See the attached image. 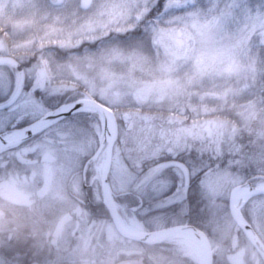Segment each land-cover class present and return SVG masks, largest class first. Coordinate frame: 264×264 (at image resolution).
Returning a JSON list of instances; mask_svg holds the SVG:
<instances>
[{
    "label": "rangeland",
    "instance_id": "obj_1",
    "mask_svg": "<svg viewBox=\"0 0 264 264\" xmlns=\"http://www.w3.org/2000/svg\"><path fill=\"white\" fill-rule=\"evenodd\" d=\"M166 4L170 10L165 13ZM157 6L161 12L141 27L149 9ZM193 19L206 27L202 31L193 28ZM138 29L141 32L136 34ZM0 41L6 51L36 53L33 65L47 71L51 106L61 96L95 98V89L119 105L112 109L123 118L133 139L138 140L151 124L152 131L148 130L146 137L153 148L150 166L161 161L164 153L176 156L188 149V136L198 139L204 130L210 132L223 125L228 116L238 119L231 124L244 126L255 136L246 151H255L257 141L264 147V0H93L88 9L80 7V0H0ZM151 107L166 111H144ZM85 123L84 130L77 128L83 133L78 149L94 155L103 139V124L90 118ZM122 138L120 135L121 142ZM143 148L135 146L133 151ZM130 151L121 144L114 146L110 174L117 193L131 191L134 186L138 191L141 185L137 186L142 180L140 172L135 168L129 171L126 166V152ZM246 155L240 170L264 171V150ZM102 157L107 158L106 150L93 161L98 183L102 176L96 166ZM188 166L193 174L210 169L207 164ZM215 168L198 185L209 196L207 228L214 246H219L214 248L216 264H223L235 234L223 200L234 186L249 179L219 174ZM172 170L177 177L174 190L181 197L182 173L177 168ZM252 180L264 184V175L256 174ZM135 199L126 198L133 206L137 205ZM126 200H115L116 207L133 221ZM165 205L163 200L152 204L157 212L146 216V223L153 226L161 213L173 223L183 220L180 211L186 210L167 207L158 211ZM225 240L228 243L224 246ZM163 242L176 241L165 237ZM186 252L195 264H201L194 252Z\"/></svg>",
    "mask_w": 264,
    "mask_h": 264
},
{
    "label": "flooded vegetation",
    "instance_id": "obj_2",
    "mask_svg": "<svg viewBox=\"0 0 264 264\" xmlns=\"http://www.w3.org/2000/svg\"><path fill=\"white\" fill-rule=\"evenodd\" d=\"M1 42L0 107L10 82L17 96L3 111V115H11L7 121L0 120V138L14 130L13 124L22 112L27 116L24 121L27 124L59 106L50 104L47 71L33 65L36 53L6 51ZM41 105L45 110L36 109ZM5 122L7 131L3 130ZM24 124L16 127L22 129ZM77 128L74 117L69 116L11 147L0 149V264H195L193 257L186 252L189 247L183 243L152 242L147 238L136 240L119 231L107 205L102 182L95 181L98 176L93 160H90L93 153L78 149L83 133ZM126 166L129 171L135 167L142 180L137 184H141L138 191L134 186L131 191L117 193L112 189L110 174L112 199L119 203L127 197L137 200L135 206L127 200L125 202L130 204L135 220H129L127 213H120L117 209L118 223L143 232L177 224L197 227L210 241L212 264H216L218 258L214 248L219 246H214L207 228L210 200L206 190L198 185L209 169L193 174L188 166L189 184L186 185V175L178 166ZM172 168L182 173L181 197H177L174 190L177 177ZM173 185L171 190L166 188ZM229 199L230 193L223 204L232 218ZM162 200L167 205L158 211L167 207L186 210L180 211V215L183 214L181 222L173 223L161 213L153 226L146 223V216L157 212L152 204ZM238 206L261 244L254 243L232 218L235 234L225 251L226 262L223 264H264V194L251 196ZM142 209H145L144 214ZM184 216L190 221H185ZM225 241L224 246L228 243Z\"/></svg>",
    "mask_w": 264,
    "mask_h": 264
},
{
    "label": "trees",
    "instance_id": "obj_3",
    "mask_svg": "<svg viewBox=\"0 0 264 264\" xmlns=\"http://www.w3.org/2000/svg\"><path fill=\"white\" fill-rule=\"evenodd\" d=\"M161 9L159 6L152 8L151 11L142 19L141 21V27L144 26L147 22H149L152 18L155 17L156 14L160 13ZM141 31L138 29L135 31L136 34H139ZM87 86V85H86ZM67 94V93H66ZM92 95L103 102L104 104L117 108L119 107L114 105V103H111L108 98H105V96L101 95L100 92L96 91L94 89ZM57 96V94H56ZM67 97V98H66ZM63 97L57 98V105H60L64 102H68L70 100L75 99V95H67L63 99ZM123 106V105H122ZM124 107V106H123ZM159 110L154 109V107H151V109L144 108L145 112H153L156 111H166L163 110V108H158ZM264 109V105H263ZM167 113V112H164ZM71 117H74L76 125L78 127H81V129L84 130V126L86 125V121L90 118L91 121L96 120L97 122L100 121L99 115L97 113L93 112H80L76 113L74 115H71ZM116 120L118 123V139L116 141V145L121 144L123 148H130L131 151L129 153L126 152V162L127 165L136 166L144 165V164H152L151 157L152 156V150L153 148L147 143L146 137L148 136L147 131L151 130L152 125L148 124L146 129L140 133L138 140L133 139L132 133L128 135L129 130L125 128V124L123 121V118L120 115L116 114ZM234 120H238L237 118L227 117L226 121L223 122V125H217L216 127L211 128L210 132L203 131V136L196 139L195 137L188 136L187 140L189 141L188 149L180 150L178 153H176L175 158H178L182 161L187 162L188 164H207L209 165V168L212 169V167L217 166L216 171L219 174H232V175H241L244 176V179H249L251 181L252 177L256 174H263L264 171L261 170H255V169H246L243 170L244 167L242 166V160L247 159V153L248 152H255L259 153L260 151L264 150V147H259V141L255 144V151H246V147L248 144L250 145L251 140L255 139V136L253 134H250L248 130H245L246 128L244 126H235L234 124H231L234 122ZM167 125V123H165ZM234 126V127H233ZM247 131V132H246ZM120 135L124 138H122L124 141H120ZM153 135L158 136L155 132ZM257 138V136H256ZM143 145V151L142 149H137V152H134L135 146H141ZM209 145V146H207ZM263 146H264V140H263ZM134 147V148H133ZM257 155V154H256ZM259 156V155H258ZM263 156V155H261ZM174 157L170 153H164L163 156L160 158L167 159ZM139 159V160H138ZM140 162V163H137ZM264 162V158H263ZM240 167L243 169L240 170ZM133 168V167H132ZM135 168V167H134ZM209 169V170H210ZM213 172V169L211 170ZM214 173V172H213ZM251 173V174H250ZM141 180V179H140ZM186 219L189 218L188 216H184Z\"/></svg>",
    "mask_w": 264,
    "mask_h": 264
},
{
    "label": "water",
    "instance_id": "obj_4",
    "mask_svg": "<svg viewBox=\"0 0 264 264\" xmlns=\"http://www.w3.org/2000/svg\"><path fill=\"white\" fill-rule=\"evenodd\" d=\"M93 0H80V7L82 9H88L91 7ZM17 96V94H16ZM16 96L14 97V100L16 99ZM70 105V108L66 111H64L63 113H57L58 109H55L52 112H49L45 115H43L41 118H39L38 120H36L34 123H32V127L31 130H21L22 136L19 137L18 139L14 140V141H3V145L5 147H11L15 144H17L18 142H21L25 139H27L29 136L35 134L37 131L40 130V128L47 123H53L57 120H60L64 117L70 116L74 113L80 112L85 110L86 108H92L95 111H98L102 117H103V132H104V137L101 140L98 149L96 150V152L94 153V155L91 157L90 160H95L97 159L104 150H107V170H106V174L102 179V188L105 191L106 197L108 199L109 202V209L112 213V215L114 216L116 223H117V227L119 229V231L126 237L132 238V239H136V240H143L144 238L140 235L134 234V233H130L128 231H125L122 226L120 225V223H118L117 218L115 216L116 213V208L112 199V192H111V188H110V170H111V166H112V159H113V151H114V146H115V142L117 139V136L114 137L113 134L111 133V119L110 117L113 116L115 117L114 111L106 106L105 104H103L102 102L96 100V99H84V100H77V101H73L70 102L69 104L64 105L68 106ZM62 108V107H61ZM24 129V128H22ZM168 165H175L180 167L181 169H183V171L186 174V185L189 184V169L187 167V165L179 160L176 159H170V160H165V161H161L159 163H157V167H161V166H168ZM248 184H241L238 185L236 187H234L231 190L230 193V210H231V215L234 219V221L244 230V232L250 237L252 238L253 242L258 244H261L256 232L244 221V219L242 218V214L240 211V207H236L235 205V195L236 192L242 188L247 186ZM248 191L250 194L252 195H256V194H264V188H259V187H253V186H249ZM189 228L191 230V233L193 235H195L196 237H198V239L202 242L203 244V248H204V252H205V257H206V261L205 264H212L213 262V256H212V248L210 245V242L208 241V238L204 235V233L198 229L197 227L191 226V225H184V224H180V225H173L170 227H166V228H162L159 230H156L154 232H152V235H165L168 234L170 232L173 231H177V230H182V229H186Z\"/></svg>",
    "mask_w": 264,
    "mask_h": 264
},
{
    "label": "bare ground",
    "instance_id": "obj_5",
    "mask_svg": "<svg viewBox=\"0 0 264 264\" xmlns=\"http://www.w3.org/2000/svg\"><path fill=\"white\" fill-rule=\"evenodd\" d=\"M69 108H70V105L65 106L63 108H60L57 113H63L64 111L68 110ZM87 109H91V108H87ZM110 119H111V133L113 134L114 137H116V135H117V124H116L115 117L111 116ZM51 123L44 124L42 126V128L46 127L47 125H49ZM20 136H21L20 130L19 131L13 130V131H10L9 133H6L2 138H0V149H3V147H4L3 141H14V140L18 139ZM102 137H104V134H102ZM96 167L98 169V172H100L101 176L103 177L106 174V170H107V168H106L107 167V158L102 157V159L98 162ZM260 187L264 188V184H260ZM248 196H249V193H248L247 189L243 188L237 192L235 201H236V203H239V202L247 199ZM123 225H124L123 226L124 229H126L127 231L142 235L143 237L147 238L149 241H152V242L160 241L161 239L167 237L171 240H175V241H178L180 243H183L186 246H188L189 249L197 255L201 264H205V253H204L203 244L198 239V237H196L195 235H193L191 233V230L189 228L173 231V232H170L164 236V235H152V234L146 235L143 231H141L135 227H132V226H129L126 224H123Z\"/></svg>",
    "mask_w": 264,
    "mask_h": 264
},
{
    "label": "snow or ice",
    "instance_id": "obj_6",
    "mask_svg": "<svg viewBox=\"0 0 264 264\" xmlns=\"http://www.w3.org/2000/svg\"><path fill=\"white\" fill-rule=\"evenodd\" d=\"M157 2H159V0H157ZM169 6L166 4L163 11H165V13L167 11H169ZM149 11H151V9H149ZM192 27L193 28H196L197 30L199 31H202L204 27H206V25H200L199 22L195 19H193L192 21ZM14 97H15V88H14V85L10 82L9 85H8V90L7 92L5 93V98L3 100V105L2 107H0V120H3V121H7L10 119V113L9 115H3V111L4 109H8L10 104L13 102L14 100ZM17 107H20V105H17ZM16 109H12V111H15ZM27 119V116L23 114V112L21 113V115H19L15 121V123L13 124V128L14 130H31V127H32V123H34L35 121H32L31 123H27V124H24V121ZM19 124H24V129H19L16 127V125H19ZM3 130L4 131H7V123L5 122L4 125H3Z\"/></svg>",
    "mask_w": 264,
    "mask_h": 264
}]
</instances>
